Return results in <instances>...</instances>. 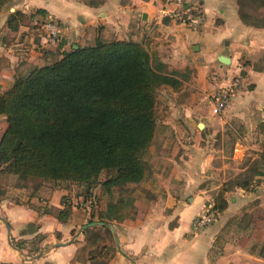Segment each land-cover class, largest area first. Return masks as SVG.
Instances as JSON below:
<instances>
[{
    "label": "crops",
    "instance_id": "1",
    "mask_svg": "<svg viewBox=\"0 0 264 264\" xmlns=\"http://www.w3.org/2000/svg\"><path fill=\"white\" fill-rule=\"evenodd\" d=\"M188 1L204 14L199 30L165 18L166 0H12L0 9V94L11 87L17 73L44 66L57 53L58 47L41 48L37 25L43 17H33L37 12L63 25L62 51L93 46L97 39L142 43L170 73H178L181 83L179 89L163 87L158 92L151 147L163 128L177 138V148L148 149L155 160L147 180L157 191L135 203L133 219L107 227L90 224L92 212L83 209V197L67 186L53 185L48 193L43 190L49 188L33 191L18 177L0 172V264H264L262 254L220 241L247 198L242 189L229 190L228 209L214 224L194 228L195 218L207 203L214 205L221 188L248 171L229 178L225 164L215 165L218 153L224 158L223 150L210 147L220 125L235 120L243 127L245 137H240L243 144L235 148L234 161L247 153L264 156V148H254L264 144V65H256L264 62V29L241 21L237 0ZM17 14L12 29L9 20ZM222 56L229 65L220 63ZM235 79H239L235 96L218 113L214 97ZM7 129L6 118L0 116V142ZM199 137L207 138L205 148H198ZM190 192L193 198H188ZM66 199L71 216L61 222L55 214L65 209ZM94 228L101 230V241L85 233ZM106 228L112 233L109 241L104 240ZM104 247L110 249L108 259L98 257Z\"/></svg>",
    "mask_w": 264,
    "mask_h": 264
},
{
    "label": "trees",
    "instance_id": "2",
    "mask_svg": "<svg viewBox=\"0 0 264 264\" xmlns=\"http://www.w3.org/2000/svg\"><path fill=\"white\" fill-rule=\"evenodd\" d=\"M11 1L0 0V9ZM237 5L245 25L264 29V0H237ZM18 17L9 20L12 29ZM57 47L54 62L17 73L0 94V116L8 125L0 142V172L26 183L83 188V204L94 201L92 191L104 173L110 178L101 185L111 196L116 188L142 184L150 173L145 158L157 131V95L163 87L180 88L178 73H170L142 43L97 39L93 46L62 51L61 41ZM234 188L253 192V177L224 185L213 211L228 209L226 194ZM135 214L134 201L121 195L98 218L107 227ZM55 215L67 222L70 206ZM90 217L92 224L96 216ZM94 231L99 230L85 233L101 241ZM109 252L104 247L98 257L108 259Z\"/></svg>",
    "mask_w": 264,
    "mask_h": 264
},
{
    "label": "rangeland",
    "instance_id": "3",
    "mask_svg": "<svg viewBox=\"0 0 264 264\" xmlns=\"http://www.w3.org/2000/svg\"><path fill=\"white\" fill-rule=\"evenodd\" d=\"M261 15L264 16V11H261ZM262 58L264 59V56ZM56 59L57 57H53L50 62H54ZM256 65L258 67H263L264 62H260V63L257 62ZM27 70H29V68L25 69V71ZM223 111L224 110H222L221 112ZM218 113H220V111H218ZM158 117L162 124L164 120L162 119V108L161 107H159L158 109ZM216 132H217L216 133L217 135L212 137L210 147L216 150L218 149L223 150L224 158L221 153H218V155H216L217 159L215 160V165L223 166L225 164L227 176L229 178L235 176V174H238L241 170H244V169L248 170L242 173L243 177L237 176L231 179L227 187L230 188L232 185L236 184L237 182L241 180H246L252 177H253V186H254L253 192H250V194L247 192L248 193L247 196L246 194H244L245 197L247 198L242 202V205L240 207V210L238 211V214L235 215L229 221L226 231L220 241L224 243L225 246L227 244H229L230 246H234V247L242 246V247L247 248L249 252L258 253L260 255L262 254V256H264V176H256V174H259V173L264 174V156H258L260 154L258 155L256 154L257 155L256 156L255 154L247 153L242 158L241 161L233 160V157L235 155V148H240L238 145L243 144V140H241L240 137H245L243 135V127L237 121L233 120L229 124L225 125L223 128L220 125V129L216 130ZM204 141L207 142V138L199 137L197 139L196 143L198 145V148H205L204 146H202L205 144ZM176 142H177V138L171 136V132L169 129L161 128L159 130L156 143L151 148H177ZM189 142L190 140L186 138V141H185V144L187 146L186 148H188ZM255 145L256 146L254 148H264V144L260 145L259 143H257ZM249 148H252V147L249 146ZM237 155H239V153H237ZM153 156H154L153 154L150 156H148L147 154L146 156V159L148 161V167L149 166L151 167V165L153 164L152 161L155 160V157ZM148 172H150V168ZM150 176H151V173H149L147 179H149ZM109 178H110L109 174L107 173L102 174L100 177L99 184L96 185L95 188L93 189L91 196L94 198V201H90L91 203L90 207L92 210L88 211V207L84 206L83 204V209L88 214L89 212H93L98 217L100 212L106 210L107 205L109 204L110 201H112L113 199L117 200L121 195H123L127 199L133 200L134 203H136L143 196L145 197L150 196V194H152L151 192L157 191V189H154V188L152 189V185L151 183H149V180H145V182H143L142 184L138 186L129 185L124 189L116 188L113 190L112 192L113 194L111 196V194H109V192L106 191L101 185L104 182H106ZM24 185L29 187L33 191L43 189V188H49L48 190H45V189L43 190L47 193L49 192L50 188L53 186V184H49L45 186V185H42L38 181H30V183L25 182ZM62 185L70 188L74 195L76 196L80 195L85 198L86 194L83 188H80L77 186H74L73 188H71L68 184H62ZM201 187L204 188L205 186H201ZM193 195L194 194L190 192L188 194V198H193ZM232 196H235V194H233ZM68 200L69 199L64 200V203L66 204ZM188 203L189 202H187V205ZM239 203H241V201H239ZM209 204H212V201H210ZM77 207L80 208V206H77ZM206 207L207 209L210 207L208 203ZM217 217H218V214L215 212L214 219L216 220ZM94 221L96 223L100 222L99 218H96V220ZM214 222L212 224H214ZM94 232H99L101 234V230L94 231ZM104 240L105 241L111 240V236L108 233V231L104 232Z\"/></svg>",
    "mask_w": 264,
    "mask_h": 264
},
{
    "label": "built area",
    "instance_id": "4",
    "mask_svg": "<svg viewBox=\"0 0 264 264\" xmlns=\"http://www.w3.org/2000/svg\"><path fill=\"white\" fill-rule=\"evenodd\" d=\"M167 8L163 9L165 18L170 19L173 23L184 26L191 30H199L203 27L205 19L201 9L195 4H189L188 0H166ZM40 28L43 42L41 48L49 50L57 47L62 41L64 35L63 25L51 16L43 17L37 25ZM239 86V79H235L232 85L220 90L214 97L217 111L224 110L234 98L236 89ZM89 202L86 207L91 209ZM90 213V212H89ZM213 205L206 209L201 215L194 220L195 230H202L214 222Z\"/></svg>",
    "mask_w": 264,
    "mask_h": 264
},
{
    "label": "water",
    "instance_id": "5",
    "mask_svg": "<svg viewBox=\"0 0 264 264\" xmlns=\"http://www.w3.org/2000/svg\"><path fill=\"white\" fill-rule=\"evenodd\" d=\"M74 48L77 49V47H74ZM219 61H220V63L223 64V65H229V64H230V60H229L228 58L224 57V56L220 57ZM201 128H202V125H201ZM3 222H4V221H3ZM4 223H5V225H6L7 229H8V231H9V230H10V229H9V225H8L6 222H4ZM94 225L105 226L104 223H97V224H94ZM110 228H111V230H112L113 232H115V230H114L113 227H110Z\"/></svg>",
    "mask_w": 264,
    "mask_h": 264
}]
</instances>
